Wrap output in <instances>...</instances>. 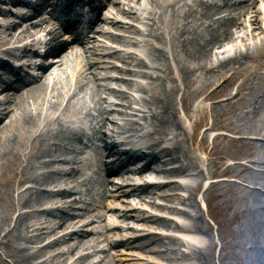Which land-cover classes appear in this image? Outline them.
Segmentation results:
<instances>
[{"label":"bare ground","instance_id":"1","mask_svg":"<svg viewBox=\"0 0 264 264\" xmlns=\"http://www.w3.org/2000/svg\"><path fill=\"white\" fill-rule=\"evenodd\" d=\"M2 1L10 6L0 5V94H4L0 99V120L5 118L0 126V185L4 187L0 191V248L5 250L9 263L0 261V264H81L92 255L87 264H110L111 253H106V247L86 237L87 231L75 229L79 223L91 217L88 214L91 210L89 205H95L94 208L102 205L108 191L107 179L99 171H96L94 180L80 174L88 162L87 158H91L80 152L84 145L96 141L100 147H94L92 154L99 169L108 155L112 157L108 160H113L114 156L128 153L126 163L115 168L118 173L113 178L126 179L129 176L125 170L129 167L123 164L136 165L143 158L149 159L141 169L150 170L136 174L135 180L150 176L153 171L167 176H188L184 181L166 185L171 190L187 192L185 196H178V204L187 206V210L166 206L168 213L181 215L183 221L177 223L154 214H145L139 209L133 215L135 220L154 221L161 229L187 233L186 237L150 234L136 244L129 240L124 244L141 248L155 242L157 248L146 250L157 253L160 259L175 258L190 261L188 264H212V242L203 238L208 228L201 215L197 214L200 206L195 198V192L206 173L199 158L183 143L187 129L177 114L176 95L180 94L179 102L182 105L194 92L199 103L227 104L241 93L243 85L239 83L234 86L233 74L253 67L249 64L264 57V0H143V8L134 17L150 18L147 5L152 4L159 9L160 20L152 32L149 30L151 39L144 44L149 48L146 56L140 57L136 64L150 66V63H158L163 64L164 68H160V74L156 76L142 73L150 78V83L149 90L143 84L136 88L138 91H149L148 96L140 97L142 107L146 109L141 119L156 126L153 134L161 135L164 130L163 134L171 136L174 142L157 150L163 140L159 135H151L150 140L144 141L141 151H124L118 147L123 145L124 140L129 142L135 137L137 130H125L127 122L137 124L136 128L140 127L141 130L144 126L138 120L125 117L123 123L115 121L116 116L127 114L123 109L113 107L116 100L111 99L116 97L124 108L132 103L124 90L111 87L110 80L96 82L98 77L104 79L108 76L111 80L114 77L101 75L98 65L91 60L95 50L89 37H84L82 43L73 44L65 54L56 45L41 55L35 47L58 40L60 32L56 23L39 14L36 7L37 20L33 23V20H28L29 23L19 32L15 29L21 27L18 20L30 18L20 15L25 7L21 5L38 6L48 0H35L32 4L27 0ZM122 1L141 3L140 0ZM115 11L112 17L98 16L93 29L106 33L102 22L106 23L110 18V22H114L118 14L132 12L131 9L124 11L119 6ZM10 17L18 20L10 21ZM133 57L128 54L125 58ZM259 64L264 67V63ZM28 65L38 71L33 85L26 86L24 83L22 87L4 92L11 89L6 84L10 74L13 76ZM198 81L203 88L196 84ZM126 84L133 86L131 82ZM193 84L196 85L191 88ZM107 102L110 103L106 105ZM257 103L258 99L249 102L235 112L228 123L220 126L205 119L194 121L195 126H202L203 142L208 132L223 130L224 133L216 135L217 139H228L233 144L246 143L247 149L238 155L231 150L213 152L215 169L209 177L213 179L208 192L214 194L217 188L225 186H237L244 190L249 208L237 221L233 238L236 245H249L247 264H264V157H255L253 150L254 141L264 139V119L258 125L253 123L254 104ZM81 120L89 123L92 133L86 139L80 137V126H75ZM100 128L106 130L101 133ZM128 132L131 133L123 141L116 140ZM229 133L233 137L230 138ZM178 135L180 140H176ZM69 141L81 146L72 145ZM161 158H168L166 164L177 165L165 168L164 164H159ZM227 160L230 162L225 163ZM233 164L242 174L232 173ZM8 166L12 167L16 179H4L3 171ZM112 169V172L115 171ZM141 169L129 170L136 173ZM237 178L246 181L247 185L236 183ZM70 184L74 185L69 187ZM163 184L145 181L144 184L135 185L129 193H143L141 198L145 200L147 195ZM42 186L47 188L43 190ZM71 192L77 196L69 201L68 194ZM77 202L81 203L78 209L70 210ZM66 203L68 205L64 207ZM42 205V209L37 208ZM120 211L123 219L130 216L127 209ZM168 236L177 239V250L172 253L175 257H171L168 248L163 246ZM46 239L49 240L43 242ZM80 250H87V253L79 254L68 262Z\"/></svg>","mask_w":264,"mask_h":264},{"label":"rangeland","instance_id":"2","mask_svg":"<svg viewBox=\"0 0 264 264\" xmlns=\"http://www.w3.org/2000/svg\"><path fill=\"white\" fill-rule=\"evenodd\" d=\"M163 1L169 2L171 0ZM140 2V4H136L132 1L127 3L122 0H107L106 4L102 6L101 14L103 13L104 15L106 14L112 17L118 6L123 7L124 11L131 9L132 12L129 14L125 12L118 14V19L114 22H110V18L106 24L103 25L104 31H106V33H97L96 37L99 38V40H90L91 43H93L95 50V54L92 55L91 60H94L95 65H98L97 69L100 71L101 75L108 74L109 76L114 77L113 80H111L108 76L104 77V79L98 77L96 82L104 83L105 81L110 80L111 87L117 90H124L128 95L127 99L132 103L129 107L124 108L119 104L116 97L111 99L112 101L116 100L113 107L116 109H123L127 114V116H116L115 121L117 123H123L124 117L133 121L138 120L144 126L142 130H140V127L136 128L137 124L133 125L131 122L126 123L125 130L139 131L136 132L137 136H140V139L143 137L144 141L150 140L151 135L152 137L158 135L161 136L160 139L163 141L157 149L160 150L161 148L171 146L174 140L170 139L171 136H165L163 134L164 130H162L161 135L153 134L156 126L150 121L144 123V120L141 119V115L146 109L142 107V98L140 97L148 96L149 94V91L147 90H149L148 85L150 83V78L147 75H149V73H152L154 76L160 74L159 70L160 68H164V65L150 63V66H141L140 64H136L140 57H145L147 54L149 48L144 44L151 39V36L148 35L149 30L151 29L152 32V30L159 25L160 15L159 9H156L154 5L150 4L147 5V13H149L150 18L136 19L134 16L139 13L140 9L143 8L145 4L143 0H140ZM0 5L9 6L7 3H3L2 0H0ZM41 5V7H44L46 4L44 3ZM22 10L23 11L20 13V15H27V17H30L29 19L25 20V18L24 20H18L15 17H10L9 19L10 21L13 19L20 21L19 26L21 27H17L15 29L16 32H19L22 28H24V26L28 24L30 20H33L32 22H34L38 18L35 17L36 14H34L32 7L27 6ZM110 12H112V14H110ZM40 48L41 47H39V49ZM67 52L69 51H63L64 54ZM128 54H131L134 57L132 59L125 58ZM146 60L148 59L146 58ZM259 62L264 63V57L261 60H257L254 63L249 64V66L251 65L253 67L249 69L245 68L242 72L238 70L233 74L235 80L234 86L239 83H242L243 86L241 93L227 104H215L208 101L199 103L197 101V93L194 92L193 94H190L189 100L186 101L184 105H182V103L179 102L180 94L176 95V106L178 109L177 114L183 120L187 129V135H185V137L182 139L183 143L185 144L186 148H188L199 158L206 173L204 179H202L200 182L199 188L195 192V198L197 199L198 205L200 206L197 214L201 215L208 228V232L203 233V238L212 242V264H247V256L250 251L247 246L249 245H236L235 239L233 238L237 221L243 218L244 210L249 208V202L246 201L247 198L244 190L238 188L237 186L233 188L225 186L222 188H217L214 191V194H209L208 192V186L210 184L209 177H211L210 175L215 169V166L213 165V152H228L231 150L233 152L236 151V154L238 155L240 154L239 152L246 150L247 147L246 143L233 144L229 142L228 139H217L216 135L218 133H224L223 130H214L208 132L205 134V141L203 142L202 126H195L194 121L205 119L208 123L213 121L217 126L226 124L229 122L230 117L232 118L235 112H237L239 109H242L249 102L258 99V103L254 104L253 111V123L258 125L259 122L264 119V67L261 66ZM25 69L30 72H36V70L32 67H26ZM126 70H129L130 72ZM144 72H146L147 75H143L142 73ZM127 82H131L133 86L129 87L126 84ZM32 84L33 83H30L29 85ZM140 84L146 86L147 90L145 89L142 91L143 89H141L138 91L136 88H139L138 86ZM196 84H199V87L203 88L200 86V81H198ZM196 84H193L191 88H193ZM102 95L105 96L106 94L102 93ZM3 96L4 94H1L0 99L3 98ZM138 98H140V100L136 101ZM108 103L110 102H107L106 105ZM186 107L187 111H185ZM4 120V117L1 118L0 126L3 124ZM108 122L110 123V120ZM75 126H80V137L86 139L87 137L91 136L92 133L91 130H89V123L86 120L76 122ZM104 130H106V128H100L101 133ZM127 134L125 133L121 135V137H117L116 133H114V136L117 137L116 140H123L124 136ZM228 136L230 138L233 137V135L230 133ZM140 139L135 138L134 143H137ZM180 139L181 137L178 135L176 140ZM96 142H94V144H88L87 146L84 145L85 148H82L83 150L80 153L82 155H86L87 157L89 155L91 158H87L88 162L84 164L83 170L80 171V174L94 180V178L97 177L95 175L96 171H100V174L107 179L106 186L108 187V191L103 199L102 205L96 206V208H94L95 205H89L91 210L88 212V214L91 215V217L86 219L84 222L79 223L75 229L79 230L80 232L87 231L88 234L86 237H91L94 240V243H98L99 246H105L107 249L106 253H111L109 254L111 258L110 264H144L147 261L151 263L153 262V264L190 263V261L183 259H160L157 256V253L146 250V248L152 250L153 248H157V244L155 242L147 243L141 248H137L132 245L129 247L128 245L124 244L126 240L136 244L144 240L150 234L171 235L176 238L186 237L187 233L166 228L161 229L157 227L156 222L141 219L135 220L133 215L136 212V209H139L145 212V214H154L156 216L173 220L177 223L183 221L181 215L168 213L166 206L168 208L176 207L178 209L187 210V206L178 204V196H185L187 192L171 190L170 188H166V185L168 183L170 184L173 182L184 181L188 178V176H167L163 173L153 171L152 175H147V177L144 179L135 180L136 174L150 170L149 168H144L141 170V172L137 173H131L130 171H127L128 176L131 178H113L114 174L107 175L103 173V170L101 171V168L99 169L96 165L95 158L92 154L94 147H98ZM70 143L75 146H81V144H77L76 142ZM253 150L255 152V157H264L263 137L257 141H254ZM66 155L68 156V154ZM41 158L44 160L48 159L47 157ZM167 159L168 158H161L159 164H164L165 168H171L177 165L176 163L166 164ZM89 160L91 161L89 162ZM146 160L141 161L142 164L138 163V166L141 167V165H143ZM227 162L230 161H225V163ZM107 164L110 165V163ZM151 166H154V163H151ZM3 172L4 179L14 180L17 178L16 174L13 173L11 166L6 167ZM232 173L242 174L240 173L238 167L234 164L232 165ZM146 180L151 182V184L162 181L164 186L156 188L153 193L147 195L145 200L141 198L143 193L138 195L123 193L124 191H130L131 188L134 189L135 185L144 184ZM235 181L242 186L247 185L246 181H241L238 178L235 179ZM73 185L74 184H70L69 187H72ZM46 188L47 187H43L42 189L44 190ZM3 189L4 187L1 184L0 191ZM68 195L70 196L69 201H72L73 198L77 196V194L74 192H71ZM150 196H152V198H149ZM204 199L206 201L203 204ZM68 203L64 204L63 206L65 207L68 205ZM80 204V202H77L74 206L70 207V210L72 208L73 210L78 209ZM43 207L44 205L37 206L39 209H42ZM123 209H127L130 215L125 219H123L121 216L120 210ZM98 215L100 217H97ZM88 221H90V224H86ZM92 230L95 232H92ZM174 237H166L164 239L163 245L165 246L164 248H168L167 252L171 257H175L172 253L174 250H177L175 243L177 239ZM47 240L49 239H46L43 242H46ZM34 245L38 246L39 244ZM180 250L184 249L181 248ZM4 253L5 250L0 248V261L9 263V259ZM86 253L87 250H80L78 254L71 256V258L68 259V262L73 261L79 254ZM92 256H89L86 262H82L81 264H87V262L92 259Z\"/></svg>","mask_w":264,"mask_h":264}]
</instances>
